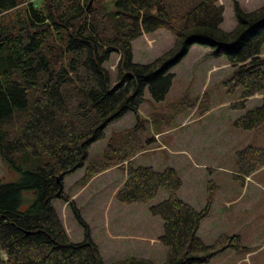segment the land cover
<instances>
[{"label": "trees", "instance_id": "16d2710c", "mask_svg": "<svg viewBox=\"0 0 264 264\" xmlns=\"http://www.w3.org/2000/svg\"><path fill=\"white\" fill-rule=\"evenodd\" d=\"M24 1L0 0V155L17 174L0 181V264L207 262L211 253L198 235L207 208L198 211L177 196L182 180L173 167L130 165L117 194L126 203L146 202L167 190L150 206L162 219L160 239L168 249L160 262L143 256L105 261L80 211L74 218L82 237L71 241L53 201L62 196L63 177L84 165L106 126L137 112L146 88L154 100L164 98L174 67L192 46L233 66L231 82L241 85L242 98L263 91L264 5L246 11L234 3L236 26L224 30L217 0H108L92 12L84 0L28 1L19 9ZM11 11L15 18L4 20ZM159 28L174 34L171 49L148 63L133 61L132 40ZM115 50L122 70L113 79L105 62ZM262 123L264 96L234 120L243 129ZM246 153L240 173L264 165V149L250 146Z\"/></svg>", "mask_w": 264, "mask_h": 264}, {"label": "rangeland", "instance_id": "374dc122", "mask_svg": "<svg viewBox=\"0 0 264 264\" xmlns=\"http://www.w3.org/2000/svg\"><path fill=\"white\" fill-rule=\"evenodd\" d=\"M28 1L43 5L42 0H25L19 9ZM107 1L84 0L86 12ZM234 3L252 11L264 0H217L224 30L236 26ZM15 16L11 11L4 20ZM174 40L166 28L142 33L131 42L133 61H153L168 52ZM120 55L115 50L105 62L113 79L122 70L117 67ZM233 70L223 57L211 58L205 47L194 45L174 67L163 99L154 100L146 88L136 113L127 112L106 126L104 137L88 147L84 165L63 177L62 196L53 201L71 241L82 237L74 218L77 210L105 261L131 256L164 260L168 249L160 239L162 219L150 206L166 198L167 190L160 188L146 202L126 203L117 194L130 165L173 167L182 180L177 196L198 211L207 208L198 235L208 245L210 259L192 264H264V165L247 174L239 172L250 146L264 149V123L252 129L234 125L245 109L261 102L264 90L242 98L241 85L231 82ZM241 104L243 109L233 107ZM11 128L12 124L6 127ZM16 176L0 155V181Z\"/></svg>", "mask_w": 264, "mask_h": 264}]
</instances>
